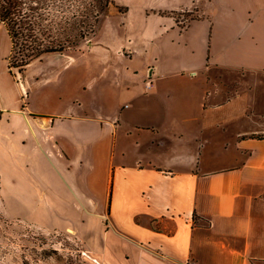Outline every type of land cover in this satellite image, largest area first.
<instances>
[{
  "label": "crops",
  "instance_id": "0c3cea01",
  "mask_svg": "<svg viewBox=\"0 0 264 264\" xmlns=\"http://www.w3.org/2000/svg\"><path fill=\"white\" fill-rule=\"evenodd\" d=\"M114 2L123 31L109 24L95 64L72 70L89 100L55 87L58 111L25 105L1 124L3 211L72 233L95 264H264V54L249 5ZM137 59L141 72L125 65Z\"/></svg>",
  "mask_w": 264,
  "mask_h": 264
},
{
  "label": "rangeland",
  "instance_id": "374dc122",
  "mask_svg": "<svg viewBox=\"0 0 264 264\" xmlns=\"http://www.w3.org/2000/svg\"><path fill=\"white\" fill-rule=\"evenodd\" d=\"M227 1H240L244 5H249H247L248 10L244 19L248 24L247 26L250 27V24L257 26L256 36L260 39L258 40L261 44L260 49L264 54V10H259L258 7L253 6L256 2L264 4V0ZM115 4L117 5V3ZM108 12L101 17L95 33L88 41L65 53L44 55L40 60L31 62L22 73L13 69V76L7 73L6 67V57L10 45L4 29L0 27V128L6 116L11 115L9 113L12 110V114H18L25 105V108L30 110L40 109L48 113L58 111L55 107L61 101L54 94H57L56 91L59 92L61 89L63 90L61 94L64 91L71 94L73 106L77 102L82 101L85 103L89 100V97H85L83 92L76 90L79 83L77 77L80 78L83 74H75L72 70L74 68H77V71L83 70L85 64H95L96 54L89 51L96 49L99 39L107 33L109 24H117L115 30L119 34L123 31L118 22L122 21L124 11L110 8ZM174 16L185 21L189 18V13H174ZM69 57H75V62L62 68ZM168 58L169 56L162 57V62L159 64H169L170 68L175 67V57L172 60H168ZM125 65H128L127 67H137L141 72L145 63L143 60L137 59L132 62L128 61ZM152 65H155L154 59L149 63V67ZM130 72L124 74V76H127V80L134 85L136 93L148 94L144 92L139 73ZM36 77L38 80H35ZM257 79L262 81L264 87V72L259 73ZM25 81H31V87L27 92L23 88ZM55 87L61 89L53 93ZM75 98L78 100H75ZM63 103H68V100ZM139 103L147 105L149 110H154L155 107H161L164 102L159 99L140 97ZM2 207L3 204L0 200V264H95L93 257L72 233L61 230H42L28 220L7 216Z\"/></svg>",
  "mask_w": 264,
  "mask_h": 264
},
{
  "label": "trees",
  "instance_id": "16d2710c",
  "mask_svg": "<svg viewBox=\"0 0 264 264\" xmlns=\"http://www.w3.org/2000/svg\"><path fill=\"white\" fill-rule=\"evenodd\" d=\"M112 7L125 11L114 0H0V27L10 45L7 73H22L44 55L77 48Z\"/></svg>",
  "mask_w": 264,
  "mask_h": 264
},
{
  "label": "built area",
  "instance_id": "2783aa9c",
  "mask_svg": "<svg viewBox=\"0 0 264 264\" xmlns=\"http://www.w3.org/2000/svg\"><path fill=\"white\" fill-rule=\"evenodd\" d=\"M145 86H146V88L148 89V88L150 87V82L147 81V82L145 83ZM93 260L95 261V259H93Z\"/></svg>",
  "mask_w": 264,
  "mask_h": 264
}]
</instances>
